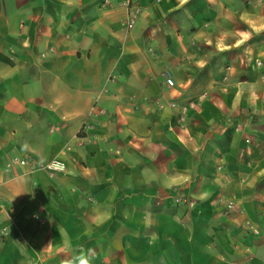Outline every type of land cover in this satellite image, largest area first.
Wrapping results in <instances>:
<instances>
[{
    "label": "crops",
    "instance_id": "0c3cea01",
    "mask_svg": "<svg viewBox=\"0 0 264 264\" xmlns=\"http://www.w3.org/2000/svg\"><path fill=\"white\" fill-rule=\"evenodd\" d=\"M124 1L0 0V264H264V0Z\"/></svg>",
    "mask_w": 264,
    "mask_h": 264
},
{
    "label": "built area",
    "instance_id": "2783aa9c",
    "mask_svg": "<svg viewBox=\"0 0 264 264\" xmlns=\"http://www.w3.org/2000/svg\"><path fill=\"white\" fill-rule=\"evenodd\" d=\"M123 6L127 9V15L125 19L123 20V27L127 30H130L134 27L136 20L141 12V8L138 5V2L133 1V0H125L123 2ZM259 63V62H258ZM164 76L166 78V83L169 86H172L174 84V79L169 71L164 72ZM102 110H98L96 106L93 107L92 112L95 114H98ZM29 160L27 158L23 157H12L8 161V166L13 167V166H20V165H26L28 164ZM44 168L49 171L52 174H58V173H63L65 170V165L64 163L60 161H50L44 165ZM186 200L185 196L183 195H178L175 197V202L176 203H181ZM223 206L227 213L229 214H234L236 211H238V206L233 200H226L223 203ZM244 226L249 230V232L252 235H259L262 233L263 229L260 227V225L255 224L251 222L249 219L245 220Z\"/></svg>",
    "mask_w": 264,
    "mask_h": 264
},
{
    "label": "rangeland",
    "instance_id": "374dc122",
    "mask_svg": "<svg viewBox=\"0 0 264 264\" xmlns=\"http://www.w3.org/2000/svg\"><path fill=\"white\" fill-rule=\"evenodd\" d=\"M255 62L257 64V66H259V67H263L264 66V60L263 59H257ZM256 111H260V113H263V115H264V111L261 110V109H258V108H255V109H253V108L241 109L239 115L241 114V115H244L246 118L253 117L254 119H256L255 118V115H256L255 112Z\"/></svg>",
    "mask_w": 264,
    "mask_h": 264
},
{
    "label": "clouds",
    "instance_id": "9594fccd",
    "mask_svg": "<svg viewBox=\"0 0 264 264\" xmlns=\"http://www.w3.org/2000/svg\"><path fill=\"white\" fill-rule=\"evenodd\" d=\"M72 0H69V3H71ZM179 174L178 173H173L172 175H170L169 177H167V182L169 184L170 187H174L177 186L176 185V181L178 179ZM153 179H155V177H153Z\"/></svg>",
    "mask_w": 264,
    "mask_h": 264
}]
</instances>
